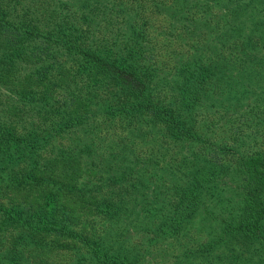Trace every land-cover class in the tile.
Here are the masks:
<instances>
[{
	"label": "rangeland",
	"instance_id": "rangeland-1",
	"mask_svg": "<svg viewBox=\"0 0 264 264\" xmlns=\"http://www.w3.org/2000/svg\"><path fill=\"white\" fill-rule=\"evenodd\" d=\"M206 2L188 0L186 9L180 2L164 5L152 19L147 16L150 4L140 14L116 0L23 2L41 24L58 15L78 38L96 37L99 48L108 45L107 36L115 35L118 41L143 46L149 55L142 62L163 64L156 75L161 85L154 90L165 105L174 107L177 99L173 64L193 59L201 66L202 97L183 111L201 137L199 142L173 140L147 118L125 116L102 123L97 117L101 94L89 92L79 72L59 78V93L51 97L66 103L63 113L73 106L87 115L76 131L79 135L65 138L73 147L70 157L90 166L83 174L86 185L109 177L103 191L113 193L120 210L95 219L93 227L96 236L125 254L130 264H264V231L260 238L248 240L228 228L242 212L239 160L252 154L264 157V0H221L227 5H219L221 14L210 12ZM114 4L115 14L110 12ZM122 14L129 21V15L142 22L149 19L155 27L143 32V42L134 41L127 23L117 18ZM47 56L57 58L58 69L66 61H76L63 48ZM46 62L35 59L26 67L35 71L54 66ZM93 169L103 175L89 174ZM190 176L200 183L198 209L175 234L157 236L155 227L170 215Z\"/></svg>",
	"mask_w": 264,
	"mask_h": 264
},
{
	"label": "trees",
	"instance_id": "trees-1",
	"mask_svg": "<svg viewBox=\"0 0 264 264\" xmlns=\"http://www.w3.org/2000/svg\"><path fill=\"white\" fill-rule=\"evenodd\" d=\"M25 1L0 0V264H130L120 250L107 247L93 227L95 219L120 210L111 198L113 193L103 191L109 177L93 169L89 174L103 177L96 179V185H86L82 179L87 163L70 157L73 147L65 138L77 133L87 115L73 106L63 113L61 106L66 103L51 101V97L59 93V78L79 72L87 90L101 94L97 117L102 123L125 116L147 118L173 140L199 142L201 137L183 111L202 97L201 66L193 59L173 64L177 99L174 107L165 105L157 95L155 98L154 90L161 85L156 75L163 64L142 62L149 55L143 46L106 35L108 45L99 48L96 37L90 41L78 38L74 30L64 28V19L58 15L41 24ZM116 1L140 14L150 4V19L164 5L174 7L180 2L181 9L189 8L188 0ZM203 1L210 12L223 13L219 5L227 9L221 0ZM116 8L114 4L110 12H118ZM117 18L137 35H131L134 41L143 42V32L155 27L149 19L142 22L129 15V21L125 14ZM57 48L76 61H66L58 69L57 58L47 56ZM35 59L54 66L27 69ZM238 170L243 179L242 212L228 228L242 238L256 240L264 231V157H242ZM187 182L170 215L155 227L157 236L175 234L198 209L200 183L197 176H190Z\"/></svg>",
	"mask_w": 264,
	"mask_h": 264
}]
</instances>
